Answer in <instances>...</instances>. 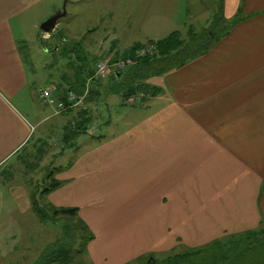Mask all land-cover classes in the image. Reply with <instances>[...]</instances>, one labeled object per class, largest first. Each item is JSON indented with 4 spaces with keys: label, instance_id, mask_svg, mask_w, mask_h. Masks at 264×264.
<instances>
[{
    "label": "crops",
    "instance_id": "crops-1",
    "mask_svg": "<svg viewBox=\"0 0 264 264\" xmlns=\"http://www.w3.org/2000/svg\"><path fill=\"white\" fill-rule=\"evenodd\" d=\"M92 1L75 0V8L83 9L79 3ZM201 1L119 0L139 18L144 38H133L134 29L128 27L119 28V33L111 23L113 30L106 39L112 38L105 52L125 56L135 44L165 38L177 31L179 7L187 12ZM206 2L211 9L206 19L222 2L226 20L240 15L243 21L206 54L164 75L162 90L151 100L145 98V108L158 107L142 123L137 121L129 133L95 145L86 153V161L79 156L72 165L55 170L54 179L63 185L44 200L54 207L79 210V217L94 234L87 246L93 264H127L150 253L165 257L172 251L191 252L247 232H264V0ZM49 8L53 13L60 10L55 0H0V169L27 148L50 117L62 116V112L46 115L42 111L48 106L41 103V89L36 94L28 92L19 45L24 40V17H34L31 28L38 41L37 25L49 17ZM111 18L110 14L108 22ZM159 34L164 36L153 37ZM110 71L112 81L127 77ZM95 86L104 84L100 81ZM23 95L34 99L39 109L29 108L34 122L13 104L25 105ZM77 112L71 113L79 120ZM146 151L153 156L141 162ZM115 153H119L117 158ZM109 158L130 163L114 165ZM136 162H140L137 169H128ZM115 167L130 174L120 179ZM9 179V188L1 187L0 194L12 192L11 183L17 178ZM8 199L12 206V197ZM122 202L129 204L111 208ZM11 206L7 209L13 212ZM102 209L107 211L105 218ZM30 210L34 213L32 204ZM121 216L138 219L123 229L118 224ZM4 258V264H18L11 254Z\"/></svg>",
    "mask_w": 264,
    "mask_h": 264
},
{
    "label": "rangeland",
    "instance_id": "rangeland-1",
    "mask_svg": "<svg viewBox=\"0 0 264 264\" xmlns=\"http://www.w3.org/2000/svg\"><path fill=\"white\" fill-rule=\"evenodd\" d=\"M55 1L58 8L62 9L65 0ZM163 1L165 3V0ZM104 5H107V8L101 7ZM79 6H82L83 9L75 8V0L68 1L66 5L67 15L60 18L57 22V29L48 34L51 37L48 36L45 41L47 49L35 40V33L32 34L31 24L35 22L34 17L31 14L24 17V22H27L24 27V40L21 39L19 45L22 55L21 60L28 80V92L35 90L34 94H36L39 89L44 90V88L53 91L60 87L78 88V86L87 82L86 78L89 71L93 70L90 77L93 76L94 67L98 60L121 58L124 54L120 52L111 50L108 53L105 52L110 45L108 39L112 38L106 39L107 35L113 30L111 23L115 25L114 29L119 33H121L119 28L124 29L127 27L140 32L139 18L132 15L129 10L124 9L119 0H111L106 3L94 0L89 4L79 3ZM110 6H112L111 9ZM87 7L88 9H85ZM214 8L215 6H212V11H214ZM210 10L206 0L201 1V3H194L192 8L187 9L188 13L182 10L180 6L175 23L179 25L175 30L181 32L184 37L189 31L197 35L209 31V28H212L211 19L215 15L214 11L206 19L205 16ZM77 14L79 16H76ZM110 14L113 19L111 18L108 22ZM128 14H130V18H126ZM47 15L49 17L44 21H39L36 32H39L40 25L53 15V8L47 10ZM134 30L132 32L133 38L137 40L144 38L143 32L138 34ZM162 36L164 35L159 34L153 37L160 38ZM62 41L64 44H62ZM55 44L57 47L53 48ZM153 66H149L147 70H140L138 65H135L130 74L126 78H122L121 81H112L111 71L105 78L98 79L99 82L101 81L104 84L102 90L105 93H102L91 104L86 103L84 106L85 111L92 113V119L85 128L86 132H78V123L75 127L73 126V120L77 119L75 114L62 113V116L54 115L55 117H50V120L44 126L37 129L27 148L20 152L17 158L10 160L0 169V173H2L0 189L1 187H5L6 190L9 188L8 184L11 176L14 175L17 178L11 183V193L2 190L0 194V228H2L0 229V264H4V257H9L10 254L17 259L18 264H34L35 259L37 260L45 246L54 241L58 231L52 228L51 225L40 223L35 213L30 210L31 204L35 200H38L42 205L47 203L46 200L42 201L39 198L43 187L50 186L47 182V176L50 173L54 175L56 169L72 165L79 156L86 161V153L92 150L95 145L101 146L104 140L115 136L119 137L118 135L123 132L129 133L130 128L137 121V124L142 123L146 115L158 107L149 106L145 108L147 104L145 98L151 100L162 90L160 83L166 74L162 72L156 76L144 77L146 73L153 71ZM92 85L93 83L89 85V89ZM94 88H97V86H94ZM131 89H142L144 92L130 95L129 99H135L133 103L127 102V98H122L123 94ZM90 90L87 93L83 91L79 95H85L87 99ZM165 90H163V94L167 95L166 87ZM23 97L25 98V105H21L19 102L13 104L29 122H34V115L29 108L39 109L36 108L34 99H27L25 95ZM142 101L143 106H140ZM149 108L151 109L149 110ZM42 111L46 115L55 113L53 107H44ZM79 112H77V116L80 119ZM44 129H47L46 132H43ZM151 154L150 151L142 152L141 162L149 161ZM118 155L119 153H115L116 158ZM136 155L137 152L133 154V157ZM108 160L114 165L130 163L120 159L113 160L109 158ZM139 163L136 162V165L130 166L128 169H137ZM121 168L115 167V173L121 177L120 179L130 174V171H122ZM144 176L145 174H143V178ZM9 197H12V206ZM16 201L17 209H15ZM128 204L127 202L117 203L116 205L111 204V208H126ZM9 206L12 207L13 212L7 209ZM100 213L101 217L105 218L107 211L102 209ZM119 218L120 222L118 224L123 229L132 225L138 219V217L129 216ZM11 221L12 223H10Z\"/></svg>",
    "mask_w": 264,
    "mask_h": 264
},
{
    "label": "trees",
    "instance_id": "trees-1",
    "mask_svg": "<svg viewBox=\"0 0 264 264\" xmlns=\"http://www.w3.org/2000/svg\"><path fill=\"white\" fill-rule=\"evenodd\" d=\"M241 21H243V18L240 15H236L231 20H226L222 12V2H220L215 15L211 19L213 29L210 27L209 31L199 35L189 31L185 37L181 32L174 31L165 38L156 41L151 40L145 44H135L125 56L122 55L123 57L119 58H131L134 61L133 65L126 72L117 73L128 76L135 65H138L140 70H147L149 66L154 65L153 71L146 73L144 76L148 78L162 72L167 73L181 69L189 62L206 54L214 44L226 38L230 30ZM40 38L41 32L39 31L38 41ZM62 44H64L63 41ZM147 45L152 46V52L144 57L135 58L136 51L145 48ZM43 46L47 49L45 41H43ZM54 47H57V45L55 44ZM92 72L93 70L88 72L86 81L92 77H90ZM98 82V79L90 82V84L93 83L91 90L89 84L87 86V82H84L78 88L60 87L52 91L59 100L64 101V97L68 92L79 95L87 88L90 90V95L85 101L87 104H91L102 93H105L99 86L94 88ZM137 92L144 93L142 89H131L126 91L122 98L129 99L130 95L132 96ZM74 110L80 111L78 113L80 119L77 122L78 132H86L85 128L92 119V113L85 111V109H73L63 113H71ZM47 178L50 186H44L43 191L40 192L42 201L63 185V182L56 181L51 173ZM32 208L40 223L51 225L52 228L58 231L54 241L45 246L37 260L35 259L34 264H93L89 258L87 246L94 240V234L79 217L77 208L54 207L48 203L42 205L38 200L32 203ZM127 264H264V232H247L245 235L213 241L200 249L191 250V252L178 253L172 251L170 255L165 257L153 253L144 254Z\"/></svg>",
    "mask_w": 264,
    "mask_h": 264
},
{
    "label": "built area",
    "instance_id": "built-area-1",
    "mask_svg": "<svg viewBox=\"0 0 264 264\" xmlns=\"http://www.w3.org/2000/svg\"><path fill=\"white\" fill-rule=\"evenodd\" d=\"M152 52V46L147 45L143 49H139L135 53V58H141L147 55L148 53ZM134 61L131 58L127 59H117V60H111L108 58V60L105 61H99L96 63L94 67V75L88 79V84L90 85V82L96 79H103L105 78L109 70L113 68L116 72H124L128 68H130L133 65ZM85 93L88 92V89L85 88ZM39 98L41 100V103L48 107H53L55 109V112L57 114H60L61 112H65L68 110L73 109H79L84 110V106L86 105L85 101V95H76L75 93L68 92L66 96L64 97V101H61L58 99V97L53 93V91L47 89V90H41L39 93ZM135 99H128L127 102L133 103Z\"/></svg>",
    "mask_w": 264,
    "mask_h": 264
},
{
    "label": "water",
    "instance_id": "water-1",
    "mask_svg": "<svg viewBox=\"0 0 264 264\" xmlns=\"http://www.w3.org/2000/svg\"><path fill=\"white\" fill-rule=\"evenodd\" d=\"M68 0L64 1L62 9L55 11L50 18H48L45 22H43L39 30L42 34H49L51 31L54 30L58 20L62 17L66 16V4ZM39 42L43 45V40L42 38L39 39Z\"/></svg>",
    "mask_w": 264,
    "mask_h": 264
}]
</instances>
